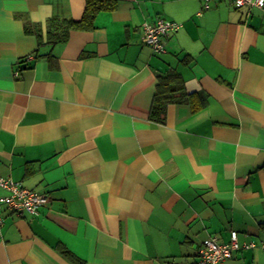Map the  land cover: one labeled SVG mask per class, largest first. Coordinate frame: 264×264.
I'll use <instances>...</instances> for the list:
<instances>
[{
	"label": "crops",
	"instance_id": "crops-1",
	"mask_svg": "<svg viewBox=\"0 0 264 264\" xmlns=\"http://www.w3.org/2000/svg\"><path fill=\"white\" fill-rule=\"evenodd\" d=\"M112 1L81 29L85 0H0V176L45 196L0 202V264H194L232 231L225 264H264V12Z\"/></svg>",
	"mask_w": 264,
	"mask_h": 264
},
{
	"label": "built area",
	"instance_id": "built-area-1",
	"mask_svg": "<svg viewBox=\"0 0 264 264\" xmlns=\"http://www.w3.org/2000/svg\"><path fill=\"white\" fill-rule=\"evenodd\" d=\"M210 0H204L206 8ZM237 7L252 6L261 9L264 12V0H233ZM180 28L179 23L158 20L154 24L145 23L143 27L142 39L144 43L151 46L155 52L164 51L163 35L169 31H176ZM0 186L10 191V194L0 196V202H4L13 211L21 213L28 211L37 212L38 207L44 203L45 196L37 192L28 191L19 186L11 178L0 176ZM2 217L0 215V224ZM253 246V244H244L243 247ZM241 246L236 240V232H231V241L227 244H219L213 237L206 238L203 245L197 250V260L194 264H225L227 258L231 257L233 252Z\"/></svg>",
	"mask_w": 264,
	"mask_h": 264
},
{
	"label": "trees",
	"instance_id": "trees-1",
	"mask_svg": "<svg viewBox=\"0 0 264 264\" xmlns=\"http://www.w3.org/2000/svg\"><path fill=\"white\" fill-rule=\"evenodd\" d=\"M113 3L114 2L112 0H85V9H84L82 18L79 21H74L71 19L64 20V22L67 24L66 27H75V28H81V29L82 28H84V29L91 28L93 25L92 23H93V18L95 16V14L101 9L113 8L114 7ZM55 21L56 20L53 19V23L51 22L49 24L50 25L49 28L51 30L53 28L52 24H55ZM34 28L36 29V27L31 26V24L27 23L25 25V30L28 32H30L31 30H34ZM51 36H54V35H52V33H51ZM60 38H61V36L56 37L57 40H59ZM174 77H175L174 75H170V74H165L163 76H159L158 84H157V92H156V95H155L154 100H153V102H155V104L153 105L152 110H151V117H156V118L159 117V113L161 112L160 103H162L163 101H167L168 99L176 100V98L173 97V94L164 96L166 98L161 96L162 88H164L165 85L167 87V85H169V83H171L169 80L173 79ZM160 96L162 98H160Z\"/></svg>",
	"mask_w": 264,
	"mask_h": 264
}]
</instances>
